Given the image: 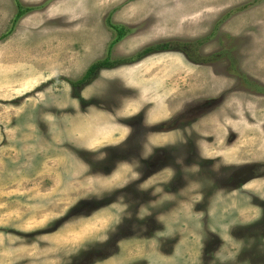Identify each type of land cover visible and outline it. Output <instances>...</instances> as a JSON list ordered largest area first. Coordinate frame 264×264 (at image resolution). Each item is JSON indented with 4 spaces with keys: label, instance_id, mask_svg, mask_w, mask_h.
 <instances>
[{
    "label": "rangeland",
    "instance_id": "374dc122",
    "mask_svg": "<svg viewBox=\"0 0 264 264\" xmlns=\"http://www.w3.org/2000/svg\"><path fill=\"white\" fill-rule=\"evenodd\" d=\"M0 264H264V0H0Z\"/></svg>",
    "mask_w": 264,
    "mask_h": 264
},
{
    "label": "trees",
    "instance_id": "16d2710c",
    "mask_svg": "<svg viewBox=\"0 0 264 264\" xmlns=\"http://www.w3.org/2000/svg\"><path fill=\"white\" fill-rule=\"evenodd\" d=\"M18 11L14 17V23H16L21 16L24 14L25 11L30 10V8L28 9H23L22 6L20 4H18L17 6ZM114 29L117 32V37L110 43V47H112L113 45H115L117 42H119L122 37L124 36L126 29L124 27H115L113 26ZM12 32V30H9L8 34H10ZM5 35V36H6ZM4 37V36H2ZM175 50V48L171 45V42H165L162 44H154L152 46H148L144 49L141 50V52L139 54H137L136 56H134L133 58H131L130 61L135 62L136 60L141 59L144 56L150 55V54H154V53H158V52H163V51H170V50ZM126 63V62H125ZM117 64V62H112L108 57H106L103 60L100 61H96L94 64H92L85 72V74L83 75V77L79 80V83H86L89 79H91V77L93 76V74L100 70V69H108V68H112Z\"/></svg>",
    "mask_w": 264,
    "mask_h": 264
}]
</instances>
